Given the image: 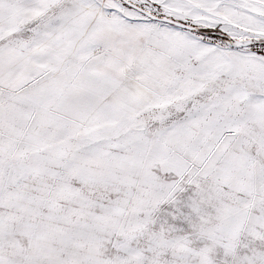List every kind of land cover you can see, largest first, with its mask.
<instances>
[{"label": "snow or ice", "instance_id": "6c2138e0", "mask_svg": "<svg viewBox=\"0 0 264 264\" xmlns=\"http://www.w3.org/2000/svg\"><path fill=\"white\" fill-rule=\"evenodd\" d=\"M0 264H264V0H0Z\"/></svg>", "mask_w": 264, "mask_h": 264}]
</instances>
